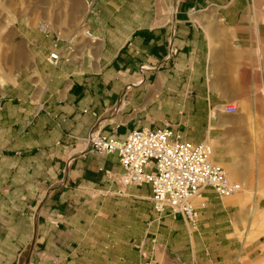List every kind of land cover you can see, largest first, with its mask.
<instances>
[{
  "label": "crops",
  "instance_id": "1",
  "mask_svg": "<svg viewBox=\"0 0 264 264\" xmlns=\"http://www.w3.org/2000/svg\"><path fill=\"white\" fill-rule=\"evenodd\" d=\"M76 1L71 14L52 0L36 20L26 3L0 28L10 34L0 57V223L24 225L0 247V264H20L23 252L24 264H240L251 248L239 236L247 220L232 211L242 192L219 200L203 190L196 228L169 211L157 219L149 186L124 185L116 155L77 141L96 129L123 141L170 128L191 144L210 140L214 161L232 164L217 145L224 129L202 125L210 113L234 117L223 108L258 79L264 0Z\"/></svg>",
  "mask_w": 264,
  "mask_h": 264
},
{
  "label": "built area",
  "instance_id": "2",
  "mask_svg": "<svg viewBox=\"0 0 264 264\" xmlns=\"http://www.w3.org/2000/svg\"><path fill=\"white\" fill-rule=\"evenodd\" d=\"M86 35L91 37L89 33ZM47 60L55 66L58 56L50 54ZM236 111L235 106L224 109L227 114ZM77 142L89 153L116 155L123 169L124 185L149 186L157 219L169 211L196 228L198 215L192 202L203 190L211 189L219 198H231L243 190L242 184L228 177L224 167L214 161L209 144L185 142L180 133L170 128L136 129L123 141L96 129Z\"/></svg>",
  "mask_w": 264,
  "mask_h": 264
},
{
  "label": "rangeland",
  "instance_id": "3",
  "mask_svg": "<svg viewBox=\"0 0 264 264\" xmlns=\"http://www.w3.org/2000/svg\"><path fill=\"white\" fill-rule=\"evenodd\" d=\"M26 3L33 8L32 13L36 20L39 19L41 13L43 15L45 10L42 12V9L47 8L52 0H0V28L7 30L9 22L16 21L18 11H22ZM65 9L66 12L71 11L72 14L73 9H78V1L65 0ZM9 36L10 34L7 31L0 32V57L4 47H6V42L9 41ZM253 53L261 56V50L257 49ZM207 67L209 68L210 65ZM212 68L214 74L208 84L212 85L213 89L217 91L216 95L213 96L214 99H212L215 104L222 96L220 94L218 96L221 90L217 88L220 81L216 77L215 65ZM2 70L1 68L0 73L3 72ZM181 72L184 73L183 70ZM254 74V78H258L254 82V87L248 88V90L242 92L239 98H236L240 100V103L235 106L237 111L234 117L218 118V114L210 113L208 115L210 123L205 120L202 125L204 130L207 128L209 130L212 128L215 130L216 128L224 129V132L216 138L218 140L217 145L221 148L222 159L228 158L229 160L226 159L227 163L235 160L238 170L241 172L240 179L244 181V189L238 196L241 201L237 203L235 210L229 208L237 213V220H247L243 222L239 236L242 241L246 240V244H251L250 255H242L240 264H264V65L255 64ZM184 82L185 79H182L181 83ZM209 89L212 88L209 87ZM226 99L232 100V96ZM209 141L207 143L211 144ZM210 146L213 149L214 157H216L215 146L213 144ZM219 200L228 199L219 198ZM251 210H253V213L249 214ZM248 221L251 223H247ZM18 222L21 223L22 227L24 226L23 220H17L16 225L10 227L8 232L1 229L4 222L0 223V247H3L5 241L11 238V230H14ZM25 255L26 252H23L20 264H24ZM151 255L154 257L153 254ZM160 260L163 261V264L167 261L166 258L161 257ZM156 264H159V262H156Z\"/></svg>",
  "mask_w": 264,
  "mask_h": 264
},
{
  "label": "bare ground",
  "instance_id": "4",
  "mask_svg": "<svg viewBox=\"0 0 264 264\" xmlns=\"http://www.w3.org/2000/svg\"><path fill=\"white\" fill-rule=\"evenodd\" d=\"M264 50V49H263ZM222 166L226 169V172L228 173V176L230 178H232V180L234 179L235 181H238L239 183L242 184V189H244V181L241 178V172L238 170V167L235 163V160L234 162H232V164H222Z\"/></svg>",
  "mask_w": 264,
  "mask_h": 264
}]
</instances>
